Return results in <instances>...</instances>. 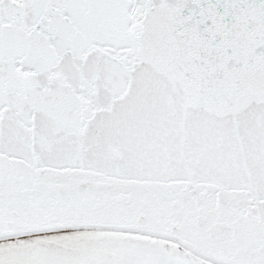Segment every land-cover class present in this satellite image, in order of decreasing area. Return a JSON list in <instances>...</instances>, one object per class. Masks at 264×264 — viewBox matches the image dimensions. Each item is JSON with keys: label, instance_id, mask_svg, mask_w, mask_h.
<instances>
[{"label": "snow or ice", "instance_id": "obj_1", "mask_svg": "<svg viewBox=\"0 0 264 264\" xmlns=\"http://www.w3.org/2000/svg\"><path fill=\"white\" fill-rule=\"evenodd\" d=\"M0 264H264V0H0Z\"/></svg>", "mask_w": 264, "mask_h": 264}]
</instances>
